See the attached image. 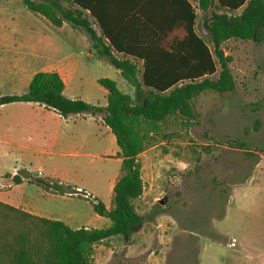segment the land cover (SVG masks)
Wrapping results in <instances>:
<instances>
[{
    "label": "rangeland",
    "instance_id": "obj_1",
    "mask_svg": "<svg viewBox=\"0 0 264 264\" xmlns=\"http://www.w3.org/2000/svg\"><path fill=\"white\" fill-rule=\"evenodd\" d=\"M196 12V32L212 49L202 12ZM223 50L232 59L235 91L196 95L189 121L171 117L150 134L138 157L144 191L134 201L144 222L128 239L96 245L92 264H264V33L251 41L231 39ZM90 52L95 51L85 30L52 26L22 0H0V95L23 93L21 75L23 82L61 62L77 66L83 97L93 104L107 102L100 78L134 93L114 67L89 58ZM14 111L0 108V174L27 168L34 178L57 176L65 184L58 193L32 184L16 189L18 197L27 194L32 211L59 221L70 218L74 228L110 226L92 201L68 193L79 187L113 208V187L123 174L114 135L96 136L95 123L63 120L42 109ZM53 137L56 147L49 144ZM230 140L245 142L250 154L230 147ZM25 171L20 176L27 177ZM2 177L3 184L11 182L9 172Z\"/></svg>",
    "mask_w": 264,
    "mask_h": 264
},
{
    "label": "trees",
    "instance_id": "obj_2",
    "mask_svg": "<svg viewBox=\"0 0 264 264\" xmlns=\"http://www.w3.org/2000/svg\"><path fill=\"white\" fill-rule=\"evenodd\" d=\"M22 4L55 27L68 22L75 30H85L97 56L119 71L134 95L120 91L114 80L101 78L98 84L108 92L105 107L72 100L65 96L58 73L41 71L26 92L0 97V105L33 103L64 119L100 117L115 137L123 172L113 188V208L98 200L93 203L94 212L110 220L107 228L72 229L0 202V264H92L96 245L114 237L128 239L144 222L134 201L144 191L138 157L150 134L171 117L189 121L196 95L235 91L232 59L223 44L261 37L264 0H22ZM197 9L212 49L196 32ZM259 126L256 120L254 130ZM227 143L250 154L245 142ZM26 175L48 192L58 193L63 187ZM22 182L19 174L14 176V184Z\"/></svg>",
    "mask_w": 264,
    "mask_h": 264
},
{
    "label": "crops",
    "instance_id": "obj_3",
    "mask_svg": "<svg viewBox=\"0 0 264 264\" xmlns=\"http://www.w3.org/2000/svg\"><path fill=\"white\" fill-rule=\"evenodd\" d=\"M39 16H41V15H39ZM42 18H44V17H42ZM49 24H51V23H49ZM66 27H72V26H71L70 23L64 22L62 27H59V28H66ZM94 27H96V26H94ZM76 31H78V30H75V32ZM93 55L97 56V54L95 52H93V54H91V52L88 54L89 58H92ZM44 72H56V73H58L60 75L61 79L63 80V82L65 84L64 94H65V96L67 98L72 99V100L80 99V100H83V101H85L87 103H90L92 105H99V106H103V107H105L107 105V102L105 104H103V105H100L99 103L93 104L91 101H89L87 99L88 97H83L85 89H83L84 87H83V85L81 83V79L78 80L79 69L77 68L76 65H73V64H70V63L61 62L58 65L50 66ZM117 72L119 73V71H117ZM35 74H36V72H33L32 74H30L28 79L27 80L24 79L23 82H21V78L23 77V75H21L22 77H20L18 79V88H21L23 90L22 91L23 93L27 91V89L29 87V84H30V82H31V80H32V78H33V76ZM119 75H120V73H119ZM98 80H97V83H98ZM101 93H102L103 97L107 99L108 92L104 88H102ZM128 95H131V94H128ZM133 95H134V93L131 96H133ZM2 96L3 95H0V97H2ZM0 108H2V109L13 108V109H15L14 112H17V113L19 112L22 115L27 114V113H31L33 111H38L39 109H42L44 111L53 112L54 114L58 115V117H60L63 120H69L70 119L73 122H79V123L86 122V121H88L89 123H95L96 124V133H95L96 136L98 134V131L102 132L105 135L111 132L110 129L107 126L104 125V123H102V124L100 123V125H99V122H98L97 118L96 117H92L90 115H76V116H71V117H69L67 119H64L59 114H57L56 112H54L52 110H48V109H46L43 106H40V105H37V104H33V103H11V104H7V105H0ZM16 109H19V110H16ZM12 114H14V113H12ZM57 139H58L57 137L56 138L53 137L50 140L49 144L52 147H56V145H58V140ZM112 140H113V138H111V141ZM43 152L45 154H47V155H50V152H48V151L44 150ZM119 162L122 164V159L121 158H119ZM23 169L26 170L25 171L26 173H28V174H30L32 176L31 171L28 170L27 168L19 169L18 167H14L12 170H6L4 172V173H6V172L10 173L11 182H8L6 185L3 184V177L2 176H3L4 173L0 174V202L8 204V205L13 206V207L18 208V209H21V210H23V211H25L27 213H30V214L38 216V217L54 220L53 218L49 217L48 215L37 214L35 211H32L30 209L29 205L27 204V198H26L27 194L24 193V194H22V196H24V197L19 198L18 197V193L14 192L16 189H19V191L21 192L24 187H28L29 185L33 184L29 180L25 179V177H23V176H21L22 179H23V182L21 184H14L13 183L14 176L18 175L21 171H23ZM38 172H39V174L42 173V171H38ZM43 174L44 173H42L41 175H43ZM49 178L53 182H56V183H58V184H60L62 186L65 185L64 181L61 180L57 176H52V177H49ZM80 189H82V188H80ZM87 192L90 193L89 191H87ZM42 193L44 195H47V194L49 195V193H47V192H42ZM90 194L95 200H98L97 197L94 196V194H92V193H90ZM103 204L106 206L105 203H103ZM106 208L108 209L107 206H106ZM69 219L70 218H66L65 220H63L61 222L65 223L67 226H69L72 229L86 228V227H77V228L72 227L70 225V223H69ZM57 221H59V220H57Z\"/></svg>",
    "mask_w": 264,
    "mask_h": 264
},
{
    "label": "built area",
    "instance_id": "obj_4",
    "mask_svg": "<svg viewBox=\"0 0 264 264\" xmlns=\"http://www.w3.org/2000/svg\"><path fill=\"white\" fill-rule=\"evenodd\" d=\"M75 194H71V195H75V196H81V197H83L84 199H86V200H90V201H92L93 203H96L95 202V199L91 196V194L90 193H88L87 191H85V190H82V189H80V188H77V189H75Z\"/></svg>",
    "mask_w": 264,
    "mask_h": 264
},
{
    "label": "water",
    "instance_id": "obj_5",
    "mask_svg": "<svg viewBox=\"0 0 264 264\" xmlns=\"http://www.w3.org/2000/svg\"><path fill=\"white\" fill-rule=\"evenodd\" d=\"M164 203H165L164 200H161V201H160V204H161V205H164ZM135 230H136V229H134V232H135Z\"/></svg>",
    "mask_w": 264,
    "mask_h": 264
}]
</instances>
